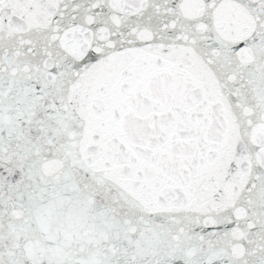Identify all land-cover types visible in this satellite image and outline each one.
Masks as SVG:
<instances>
[{"label":"snow or ice","instance_id":"snow-or-ice-1","mask_svg":"<svg viewBox=\"0 0 264 264\" xmlns=\"http://www.w3.org/2000/svg\"><path fill=\"white\" fill-rule=\"evenodd\" d=\"M0 264H264V0H0Z\"/></svg>","mask_w":264,"mask_h":264}]
</instances>
